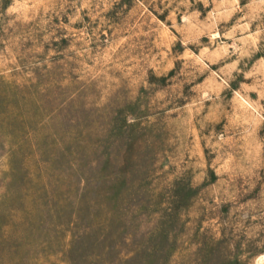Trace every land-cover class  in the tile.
<instances>
[{"label":"rangeland","instance_id":"374dc122","mask_svg":"<svg viewBox=\"0 0 264 264\" xmlns=\"http://www.w3.org/2000/svg\"><path fill=\"white\" fill-rule=\"evenodd\" d=\"M263 257L264 0H0V264Z\"/></svg>","mask_w":264,"mask_h":264},{"label":"bare ground","instance_id":"6f19581e","mask_svg":"<svg viewBox=\"0 0 264 264\" xmlns=\"http://www.w3.org/2000/svg\"><path fill=\"white\" fill-rule=\"evenodd\" d=\"M264 258V257H263ZM260 260H261V258H260Z\"/></svg>","mask_w":264,"mask_h":264}]
</instances>
